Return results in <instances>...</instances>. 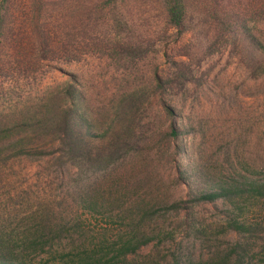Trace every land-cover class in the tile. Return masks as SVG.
<instances>
[{"label":"trees","instance_id":"1","mask_svg":"<svg viewBox=\"0 0 264 264\" xmlns=\"http://www.w3.org/2000/svg\"><path fill=\"white\" fill-rule=\"evenodd\" d=\"M23 7L26 21L17 26L14 19ZM152 7L162 12L164 34L174 30L182 36L203 26L207 56L220 49L249 51L246 58L251 69L264 60V45L236 13V0H0V78L17 72L34 73L46 61L78 62L90 54L130 65L147 53L142 49L140 30L148 24L149 18L143 16L150 14ZM171 64L173 73L168 79L156 78L155 93L140 90L126 95L107 123L91 116L74 79L36 105L18 113H0V171L24 160L48 163L61 177L72 174L70 186L82 190L84 184L87 188L80 201H74L75 207L94 215L100 200L91 190L92 179L99 180L142 155V144L147 140L142 116L152 97L162 98L169 123L164 144L173 159L175 184L186 190V198L172 200L166 193L134 198L128 207L120 208L121 229L114 238L93 245L80 235L81 247L75 251L73 264H127L130 257L150 246H156L155 251L141 264L264 263V217H259L264 212V181L255 171L242 170L237 164L235 171L214 176L192 161L181 144L191 131L177 123L176 111L165 98L174 90L184 92L196 75L189 62ZM219 203L223 206L219 209L221 223L210 235L193 213L202 206L217 209ZM173 214L183 217L186 234L195 242L232 234L261 241L262 248L254 253L247 243L238 241L226 250L216 247L209 258L198 260L176 245L178 248L163 261L158 247L174 244L176 238L159 221ZM38 221L41 224L34 233L22 238L20 244L10 235L0 236V264H30L28 251L45 254L46 248L68 232L61 222L52 227L48 214L43 213ZM72 228L77 233L80 226L75 223Z\"/></svg>","mask_w":264,"mask_h":264},{"label":"rangeland","instance_id":"2","mask_svg":"<svg viewBox=\"0 0 264 264\" xmlns=\"http://www.w3.org/2000/svg\"><path fill=\"white\" fill-rule=\"evenodd\" d=\"M22 9L14 19L17 26L26 21L25 8ZM150 11L143 16L149 18L148 24L140 30L144 36L142 49L147 51L144 57L122 65L106 56L90 54L78 62L46 61L34 73L17 72L1 77L0 113H18L36 105L74 79L91 116L107 123L123 97L140 90L155 93L156 78L166 80L173 73L171 62H189L196 80L184 92L174 90L165 98L176 111L177 123L191 131L181 141L189 157L214 176L235 171L237 164L242 170L255 171L256 177L264 181V60L253 64L251 69L246 58L249 51L234 53L220 49L207 56L203 26L182 36L174 30L164 34L162 12L156 7ZM236 13L264 45V0H236ZM186 53L188 58L181 57ZM146 108L142 119L147 140L142 144V155L91 181V190L100 200L95 209L97 214L91 215L86 208L74 205L75 200L82 198L86 186L83 184L82 190L70 186L72 174L61 177L48 163L23 160L0 171V236L10 235L20 244L22 238L33 234L41 224L38 220L43 213L50 216L52 227L61 222L68 229L51 248H46L45 254L28 251L30 264H73L75 251L81 247L80 235L85 236L84 242L93 245L111 240L121 229L120 208L128 207L134 198L164 193L172 200L186 198V190L175 184L173 159L164 144L169 123L161 96L152 97ZM222 207L220 203L217 209L202 206L193 213L210 235L221 223ZM259 217H264V212ZM182 218L173 214L159 221L176 238L174 244L158 247L163 261L178 247L193 253L198 260L209 258L216 247L226 250L238 241L247 243L254 253L262 248L261 241L232 234L195 242L187 236ZM75 223L81 228L77 233L72 228ZM155 247L143 249L138 256L130 257L127 264H141Z\"/></svg>","mask_w":264,"mask_h":264}]
</instances>
